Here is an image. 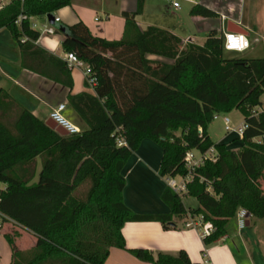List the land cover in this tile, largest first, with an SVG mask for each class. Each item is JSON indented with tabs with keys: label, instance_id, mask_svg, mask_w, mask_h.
I'll return each mask as SVG.
<instances>
[{
	"label": "trees",
	"instance_id": "1",
	"mask_svg": "<svg viewBox=\"0 0 264 264\" xmlns=\"http://www.w3.org/2000/svg\"><path fill=\"white\" fill-rule=\"evenodd\" d=\"M71 0H13L0 9V28L10 30L19 46L20 65L71 89L66 60L39 45V30L30 16L53 13ZM144 0L133 11H123L122 36L108 39L94 34L82 20L56 23L64 34L65 51L91 66L92 87L68 93V102L82 120L75 133H60L47 125L9 91L0 86V217L30 231L35 242L12 247L10 264H105L112 246L125 248L122 225L127 220L156 219L173 226V217L202 214L214 229L202 237L204 247L226 233L227 220L242 206L264 217V57L223 55V37L208 32L202 44L186 42L171 31L135 19ZM26 17L19 24L17 15ZM191 14L216 12L195 3ZM25 37L24 39H22ZM153 53L167 58H150ZM239 109L246 126L238 148L214 141L208 124L215 113ZM201 127V131H199ZM122 136L125 143L118 145ZM144 138L162 149L159 174H185L188 149L214 146L216 157L196 168L184 194L197 206L185 205L182 194L169 185L161 193L168 212H136L123 198L122 169ZM37 156L41 168L37 180ZM152 264H200L184 249L175 253L145 247L128 248Z\"/></svg>",
	"mask_w": 264,
	"mask_h": 264
},
{
	"label": "crops",
	"instance_id": "2",
	"mask_svg": "<svg viewBox=\"0 0 264 264\" xmlns=\"http://www.w3.org/2000/svg\"><path fill=\"white\" fill-rule=\"evenodd\" d=\"M172 1H178V6H173ZM197 2L215 11L216 15L191 14L190 9ZM135 7L136 0H72L54 10L53 16L58 18V22L66 24L82 20L92 33L115 39L123 33L125 18L122 12L133 11ZM40 16V26H36L30 16L33 27L39 30L36 42L64 59L66 51L61 45L63 32L57 29L56 23L49 21L47 14ZM135 19L141 29L153 25L171 31L180 38L181 45L186 42L202 44L210 30L215 29L223 35L226 30H232L236 26L243 29L240 32L249 40L246 49L250 50L247 56L264 57V0H144L143 10ZM229 22L234 24L230 25V29ZM48 25L54 27L53 32L45 30ZM146 55L168 60L153 53ZM77 68L76 71H71L72 87L69 89L59 82L22 67L18 43L8 28H0V86L7 89L40 119L45 121L50 110L62 101L66 103L64 113L81 120L69 105L68 93H78L84 89L90 92L93 90L91 86H85V75L81 68ZM261 101L264 106V101ZM243 120L244 118L234 126H239ZM207 130L212 138L209 126ZM240 137L239 133L232 129L227 130L225 135L212 139L224 142L228 147L238 148L241 145ZM263 138L264 134L255 137L256 140ZM161 153V146L157 142L144 138L130 154L122 169L125 177L124 202L136 212L169 211L168 205L161 198V193L167 185L164 176L159 174ZM40 168L41 160L37 156L34 181L38 178ZM260 183L264 190V177ZM186 218L187 216L173 217V226L168 228L163 227L156 219L125 221L121 228L125 248L112 246L105 264H152L133 255L128 251L130 247L148 248L153 255L158 251L175 253L184 249L192 261L200 264H264V217L250 214L246 225L241 228L237 225L236 216L230 217L225 225L226 233L206 247L198 230L183 225ZM7 233L12 236L17 248H24L35 242V236L15 221H1L0 259L1 255H4L2 264H10L12 258V247L6 238ZM26 235L30 237V243L22 244L21 241Z\"/></svg>",
	"mask_w": 264,
	"mask_h": 264
},
{
	"label": "built area",
	"instance_id": "3",
	"mask_svg": "<svg viewBox=\"0 0 264 264\" xmlns=\"http://www.w3.org/2000/svg\"><path fill=\"white\" fill-rule=\"evenodd\" d=\"M13 0H0V9L4 8L7 4L12 2ZM173 6H178V1H172ZM26 17V14L20 12L15 18V23L19 24L23 18ZM55 21L58 20L57 17L53 16ZM33 26V23H31ZM47 32H53L54 27L52 25H48L45 27ZM223 48L224 50H235V51H243L249 46V40L247 36L240 31L234 30H226L223 35ZM23 37L22 39H24ZM64 59L66 60L67 65L70 68L79 67L82 69L85 76L88 77V82L90 85L95 84L96 79L94 76L90 75L91 66L85 62L83 59L79 58L74 52L66 51L64 55ZM66 108L65 102L57 103L49 112V117L55 120L58 124L62 125L68 133H75L80 130V128L73 123L64 113ZM218 116V113L214 114V117ZM224 127L226 130H236L239 135H242L243 129L246 126V123L243 121L239 126H232L230 124V119L227 115H223ZM199 131H201V127H199ZM117 144L122 145L125 143V140L122 136H117L116 138ZM258 141L264 142V138ZM216 157V151L214 146L208 147L204 151H199L197 149H188L185 152L184 161L187 167V172L185 174H177V175H164V179L171 188H173L178 193H185L187 190L186 183L194 178V176L198 175L200 179H203L201 175L196 172V168L201 166L206 160H214ZM236 220L239 228L244 227L246 225L248 219V211L245 207L240 206L236 211ZM1 224V217H0ZM183 225L185 227H191L198 230L202 237L209 234L214 226L211 221L203 220L202 214H187V218L184 220Z\"/></svg>",
	"mask_w": 264,
	"mask_h": 264
},
{
	"label": "rangeland",
	"instance_id": "4",
	"mask_svg": "<svg viewBox=\"0 0 264 264\" xmlns=\"http://www.w3.org/2000/svg\"><path fill=\"white\" fill-rule=\"evenodd\" d=\"M31 18H32L31 20L33 22H35V25L36 26H40V23H41V16L40 15H33V16H31ZM249 50L250 49H246L244 51L223 50V55L226 56V57L242 56V55L247 56ZM251 52H252V50H251ZM72 69H73V71H76L78 68L77 67H74ZM261 99L264 101V94L262 95ZM225 113L229 116V118L231 120L230 121V124L233 125V126L234 125H237V123L244 118V116L241 113V111L239 109H236V108L233 109L231 112H228V113L227 112H220V113H218L219 116L216 117V118L214 117L210 121V123L208 124V126H209V132H210L212 138H214V139H217L218 136L225 135L226 132H227V130L224 127V122L222 120V116ZM65 115L73 123H75L79 128L81 127V125H82L81 124V120L72 118L67 113H65ZM182 199H183L184 203L187 206H197L198 205V201H197L196 197H194L192 195H188V194L182 193ZM21 242H22V244H29L30 243V237L28 235H26ZM0 260H1L0 261V264H2L4 262V255L3 254L1 255V259Z\"/></svg>",
	"mask_w": 264,
	"mask_h": 264
},
{
	"label": "water",
	"instance_id": "5",
	"mask_svg": "<svg viewBox=\"0 0 264 264\" xmlns=\"http://www.w3.org/2000/svg\"><path fill=\"white\" fill-rule=\"evenodd\" d=\"M48 18H49V21L51 23H55L54 22V19H53V13H48L47 14ZM230 25H234L232 22H229L228 23V29H230ZM232 30L234 31H241L243 30L242 28H238V27H234L232 28ZM45 123L53 128H55L57 131H59L60 133H68V131L60 124H58L55 120H53L52 118L48 117L46 120H45Z\"/></svg>",
	"mask_w": 264,
	"mask_h": 264
}]
</instances>
